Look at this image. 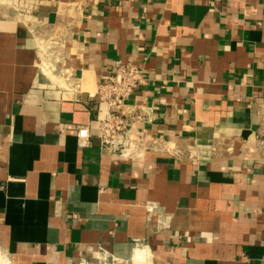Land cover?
<instances>
[{"label": "crops", "instance_id": "0c3cea01", "mask_svg": "<svg viewBox=\"0 0 264 264\" xmlns=\"http://www.w3.org/2000/svg\"><path fill=\"white\" fill-rule=\"evenodd\" d=\"M117 60L148 79L134 157L101 147ZM138 250L264 264V0H0V264Z\"/></svg>", "mask_w": 264, "mask_h": 264}, {"label": "built area", "instance_id": "2783aa9c", "mask_svg": "<svg viewBox=\"0 0 264 264\" xmlns=\"http://www.w3.org/2000/svg\"><path fill=\"white\" fill-rule=\"evenodd\" d=\"M105 78L106 82L100 84L97 91L98 100L107 106L101 119V147L123 157L137 156L145 148V140L137 130L135 117L125 118L126 106L131 95L147 83L145 71L117 60ZM77 136L80 146L91 144L88 128H79ZM160 145L164 146V143L160 142ZM174 152L180 156L187 155L178 148Z\"/></svg>", "mask_w": 264, "mask_h": 264}, {"label": "bare ground", "instance_id": "6f19581e", "mask_svg": "<svg viewBox=\"0 0 264 264\" xmlns=\"http://www.w3.org/2000/svg\"><path fill=\"white\" fill-rule=\"evenodd\" d=\"M147 258H148L147 252L138 250L134 257V262L135 264H146Z\"/></svg>", "mask_w": 264, "mask_h": 264}, {"label": "rangeland", "instance_id": "374dc122", "mask_svg": "<svg viewBox=\"0 0 264 264\" xmlns=\"http://www.w3.org/2000/svg\"><path fill=\"white\" fill-rule=\"evenodd\" d=\"M19 5H20V2H19Z\"/></svg>", "mask_w": 264, "mask_h": 264}]
</instances>
